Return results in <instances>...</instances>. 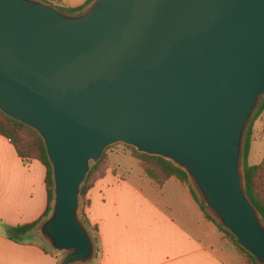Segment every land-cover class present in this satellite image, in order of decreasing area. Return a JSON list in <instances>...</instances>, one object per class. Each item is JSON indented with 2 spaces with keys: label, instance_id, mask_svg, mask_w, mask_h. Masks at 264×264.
Masks as SVG:
<instances>
[{
  "label": "water",
  "instance_id": "water-1",
  "mask_svg": "<svg viewBox=\"0 0 264 264\" xmlns=\"http://www.w3.org/2000/svg\"><path fill=\"white\" fill-rule=\"evenodd\" d=\"M264 101V0H93L64 11L0 0V112L35 131L51 169L41 239L89 264L80 216L92 164L114 145L182 170L205 213L264 264L244 148Z\"/></svg>",
  "mask_w": 264,
  "mask_h": 264
},
{
  "label": "crops",
  "instance_id": "crops-1",
  "mask_svg": "<svg viewBox=\"0 0 264 264\" xmlns=\"http://www.w3.org/2000/svg\"><path fill=\"white\" fill-rule=\"evenodd\" d=\"M92 1L63 0L62 7L80 11ZM46 177L43 164L24 163L0 135V264H59L57 254L35 242L36 233L25 241L11 238L12 229L44 215ZM87 199L85 213L97 228L101 250L89 264H243L218 225L205 218L189 188L175 179L158 187L141 168H110Z\"/></svg>",
  "mask_w": 264,
  "mask_h": 264
},
{
  "label": "trees",
  "instance_id": "trees-1",
  "mask_svg": "<svg viewBox=\"0 0 264 264\" xmlns=\"http://www.w3.org/2000/svg\"><path fill=\"white\" fill-rule=\"evenodd\" d=\"M42 2L52 5L60 10L66 11L62 7L63 0H41ZM69 11V10H67ZM264 111V101L258 110L255 118L259 116ZM0 135L6 138L14 147L17 155L24 163H29L31 161H38L46 168L47 177L46 185L48 191V207L42 216V218L32 224L20 226L12 229L11 238L15 241H25L28 238H31L33 234L38 230L40 224L46 219L50 212V204L52 201V181H51V169L47 160L45 148L42 139L40 136L33 131L32 129L22 125L18 122H15L0 112ZM253 142L264 143V124L259 132L254 134L251 128H249L248 133L245 139V148H244V175H245V189L247 196L257 212L260 214L264 221V153L261 159V162L257 165H249L248 155L250 152V146ZM109 149V148H108ZM107 149V150H108ZM131 151L132 159L136 160L140 168L143 171V174L151 180L158 187L163 186L170 179H175L180 182L182 185L189 188V191L196 203L199 205L201 211L204 213L205 218L208 221L215 222L208 216L204 207L198 203L193 191L190 189L188 184L187 175L170 162L158 158L151 157L144 154L137 153L133 148L128 147ZM106 150V151H107ZM110 169L109 164L106 161L105 153L102 156V159L90 166V171L85 179V182L81 188L80 192V202H81V212L80 216L85 224L87 230L89 231L93 242L95 244V254H100V246L98 240V231L97 228L92 226L86 216L84 208L89 206V200L87 199V193L93 188V186L101 179H103ZM219 230L224 234V236L230 241L234 246L238 255L240 256L243 264H256L255 260L239 248L234 237L228 232L224 231L218 226Z\"/></svg>",
  "mask_w": 264,
  "mask_h": 264
},
{
  "label": "rangeland",
  "instance_id": "rangeland-1",
  "mask_svg": "<svg viewBox=\"0 0 264 264\" xmlns=\"http://www.w3.org/2000/svg\"><path fill=\"white\" fill-rule=\"evenodd\" d=\"M264 124V111L257 116L256 118H253L250 124V128L256 135L257 132H259L262 128V125ZM106 156V161L109 164V167L114 171H123L124 168L127 169V171H140V167L137 164V161L132 159L131 157V151L128 149L127 146L118 144L110 147L107 151L104 152ZM250 155L248 156V164L249 165H257L261 162L263 153H264V143L260 142H253L250 146ZM133 161V162H132ZM134 163V164H133ZM120 166L123 168L121 169ZM85 210V208H84ZM81 212V208H80ZM35 242L38 243L40 246H42L46 251L57 254L59 257V263L62 259V255H59L58 253L52 251L48 245L41 239L40 233L38 230L35 232Z\"/></svg>",
  "mask_w": 264,
  "mask_h": 264
}]
</instances>
